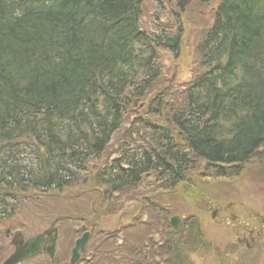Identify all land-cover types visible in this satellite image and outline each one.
Instances as JSON below:
<instances>
[{
    "label": "trees",
    "instance_id": "trees-1",
    "mask_svg": "<svg viewBox=\"0 0 264 264\" xmlns=\"http://www.w3.org/2000/svg\"><path fill=\"white\" fill-rule=\"evenodd\" d=\"M143 1L0 0V226L30 189L62 191L91 179L110 200L154 173L171 191L198 160L225 180L264 152V0H219L197 47L204 69L180 92V103L155 97L131 124L139 127L127 128L118 156L80 180L121 129L130 101L161 85L152 43L162 45V31L141 41L133 58ZM162 108L166 124L147 120ZM144 129L147 144H134ZM24 149L35 160L29 169L21 163ZM199 221L186 217L184 239L172 230L156 257L192 264L194 245L208 246ZM55 238L48 236L45 255Z\"/></svg>",
    "mask_w": 264,
    "mask_h": 264
},
{
    "label": "rangeland",
    "instance_id": "rangeland-1",
    "mask_svg": "<svg viewBox=\"0 0 264 264\" xmlns=\"http://www.w3.org/2000/svg\"><path fill=\"white\" fill-rule=\"evenodd\" d=\"M217 2L212 0L201 4L192 0L181 14L175 5L168 4L166 0L143 1L139 22L142 43L145 36L150 41L149 36L156 35L158 32L155 29L159 26L167 37L178 34L177 56L173 48L152 46L157 51L155 62L164 74L157 78L161 85H154L152 90L148 89L145 94L130 101L121 129L115 133L101 159L90 161L88 170L79 174L80 180L90 178L92 171L100 169L102 163L118 156L119 142L122 144L129 138L127 128L139 115L146 113V105L153 103L155 97L163 95L173 104L180 103V92L191 81L190 77L199 70L203 71L197 47L212 23ZM142 43H136L138 52L135 58L141 53ZM167 109L162 108L160 115H148L147 120L164 124ZM132 127L137 129L139 125ZM144 131L145 134L133 137L134 144H147L150 130ZM20 159L28 169L35 161L29 149H24ZM212 175L211 166L198 160L188 169L186 180L178 183L175 190H168L165 182L159 183L156 174L149 173L136 189L115 194L110 200L99 195L103 187L96 186L91 179L62 191L30 189L24 196H18L14 215L0 226V263L13 250L10 240L14 232L29 238L58 219L54 222L57 239L52 255L42 253L20 264H70L71 249L82 235L83 227L88 230L90 238L78 260L72 264H135L142 257L144 264H152L153 259L158 264H166L156 255L159 247L169 239L171 216L177 215L180 222L178 230L173 231L175 239L179 237L178 231H181L179 240L184 239L188 226L184 219L198 216L201 233L208 245H194L196 249L188 253L192 264H264V238L258 243L260 246L256 244L253 250L236 244L237 237L242 239L244 225L237 222L256 224L257 215L264 216V152L242 165L236 178L214 179ZM186 183L194 188L195 193L188 195ZM217 206L222 209L221 216L214 214L211 218L210 207ZM229 212L236 218L230 220ZM234 227L238 229L234 230ZM6 228L10 230L7 236L4 234ZM103 240V248H98ZM108 241L112 244L107 245ZM138 251L142 252L141 256H135ZM187 252L186 249L181 251L183 255Z\"/></svg>",
    "mask_w": 264,
    "mask_h": 264
},
{
    "label": "water",
    "instance_id": "water-1",
    "mask_svg": "<svg viewBox=\"0 0 264 264\" xmlns=\"http://www.w3.org/2000/svg\"><path fill=\"white\" fill-rule=\"evenodd\" d=\"M182 9V8H181ZM174 38L168 39L167 43L171 46L174 44ZM97 102L98 99H95ZM65 123L64 120L56 123V125ZM171 226L176 229L178 224V217L174 216L170 220ZM50 228L43 230L41 233L34 237L23 239L22 235L15 233L11 239V244L14 246V250L7 256V258L1 264H16L24 259L34 257L42 252L43 245L45 243L46 236ZM8 232V230H6ZM88 234L85 233L81 238L77 239L75 246L72 250L71 261H74L78 256V249H82Z\"/></svg>",
    "mask_w": 264,
    "mask_h": 264
},
{
    "label": "flooded vegetation",
    "instance_id": "flooded-vegetation-1",
    "mask_svg": "<svg viewBox=\"0 0 264 264\" xmlns=\"http://www.w3.org/2000/svg\"><path fill=\"white\" fill-rule=\"evenodd\" d=\"M176 1L178 3L183 2L182 0H176ZM216 213L215 211L213 212V214H216ZM228 218L230 220L235 219L236 215L229 212ZM237 223L244 224L243 225V235L241 237L242 239H240V237H237L236 239L237 245L241 244L243 247L246 248V250H253L256 244L262 242V238H264V216L257 215L256 224H250V223H245V222H237ZM237 229L238 228L234 227V230H237Z\"/></svg>",
    "mask_w": 264,
    "mask_h": 264
}]
</instances>
